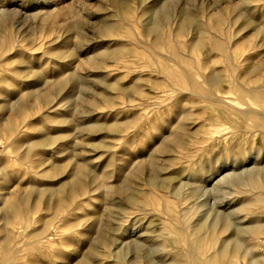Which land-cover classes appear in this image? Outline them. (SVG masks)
Listing matches in <instances>:
<instances>
[{
    "label": "rangeland",
    "instance_id": "obj_1",
    "mask_svg": "<svg viewBox=\"0 0 264 264\" xmlns=\"http://www.w3.org/2000/svg\"><path fill=\"white\" fill-rule=\"evenodd\" d=\"M119 5H123L121 9ZM1 10L6 17L5 24L0 22V81L14 86L7 89L0 85L1 126L17 122V128L22 130L8 148L0 144V178L15 176L7 197L19 194L33 204L40 191H45L47 203L64 197V192L77 180L85 183L90 175L75 169L82 163L95 168L96 177H111L121 159L117 153L119 136H127L124 139L133 152L145 149L143 157H147L150 149L144 144L178 110L195 114L187 122L192 132L202 127L201 135H210L211 127L204 120L213 117L215 111L198 97H189L183 104L174 102L162 109H151L150 114L125 107L126 99L133 98L134 87L151 96L161 95L151 84L160 82L157 70L169 68L207 75L210 70L226 71L233 61L241 63L242 71L250 64L264 62V0H0ZM153 12L170 14L172 24L145 36L143 27ZM181 21L186 26L185 35L178 38L175 32ZM105 25H117L118 34L106 35ZM75 29H81L83 35L79 37ZM158 35L163 49L154 45ZM199 40L203 42L202 48L188 54V47ZM214 41L220 42L221 51L213 49ZM107 48L109 54L98 60ZM118 48L125 53L115 55ZM179 53H185V60ZM105 96L112 104H103ZM137 100L149 105L164 102L161 97ZM20 104L23 109L18 118ZM87 115L95 117L88 120ZM136 115L149 119L139 121L132 134L79 129L95 121L113 127L119 120H131ZM177 122L172 125H178ZM172 130L162 132L153 145L165 136H174ZM100 143L106 144L108 150H95ZM128 167L125 173L130 171ZM69 173H76L74 179L65 180ZM102 181H90L82 195H75L73 200L77 202L67 219L73 226L70 232L74 233L64 241L48 238L46 243L35 242L40 232H60L58 227L49 226L53 211L43 205L35 215L31 208L29 223V216L15 217L14 227L4 230V222H0V243L5 236L11 242L5 247L6 256L0 254V264L83 261L89 249L81 244L97 240L108 224V201L100 195ZM60 190L62 193H58ZM88 227L91 231L85 233ZM65 241H71L75 247L65 249ZM259 253L264 254V249Z\"/></svg>",
    "mask_w": 264,
    "mask_h": 264
},
{
    "label": "bare ground",
    "instance_id": "obj_2",
    "mask_svg": "<svg viewBox=\"0 0 264 264\" xmlns=\"http://www.w3.org/2000/svg\"><path fill=\"white\" fill-rule=\"evenodd\" d=\"M5 14L4 10L0 11L1 24L5 22ZM153 14L145 29L143 27L145 36L172 24L170 14ZM118 28L117 25H105L103 31L106 35L116 36ZM185 29L184 22H179L175 35L183 37ZM75 30L79 37L83 35L81 29ZM197 34L204 35L203 32ZM156 39L154 45L158 49L165 48L158 44L160 35ZM214 42L213 49L221 51L220 42ZM202 45V41H195L188 47V54L200 50ZM114 53L121 56L125 50L118 48ZM107 54L108 48L98 60H103ZM179 55L185 60V53ZM155 73L160 82L151 84L161 95L151 96L140 87H134L133 98L126 99L125 107L150 114L151 109H162L174 102L183 104L189 97H198L215 111L213 117L204 120L211 127V133L202 136V127L192 132L187 122L191 116L195 118V114L178 110L156 130V136L144 144L150 149L146 158L143 157L145 149L133 152L131 144L125 140L127 136H119L117 153L121 159L111 177L107 174L96 177L95 168L86 163L76 167L78 173L90 175L88 180L92 183L103 180L100 195L108 201L105 205L109 207L106 209L108 224L97 240L81 244L89 249V254L84 253L79 264H204L205 261L264 264V254L259 253L264 249V62L250 64L242 71L241 63L233 61L226 71L210 70L207 75L169 68ZM166 83L168 87L165 88ZM0 85L7 89L14 87L7 81H0ZM160 97L164 98L160 105L137 103L139 98ZM111 102L105 96L103 104ZM22 109V104L18 105V118ZM94 117L87 115L86 119ZM148 119L136 115L131 120H119L113 127L95 121L79 129L92 133L102 130L112 134H132L131 130L137 128L139 121ZM175 120L178 125L173 126ZM1 123L0 119V140L3 139L0 144L8 148L22 129L17 128V122L4 128ZM168 130L176 135L165 136L153 145V140ZM108 148L104 143L95 145L97 151ZM125 157L130 159H122ZM127 167L130 171L125 173ZM75 175L69 173L65 180L74 179ZM112 178L116 181H106ZM15 179V176L5 175L0 178V222H4V230L14 227L12 219L15 217L29 216V223L31 208L35 215L43 205L46 210L53 211L49 226L58 227L60 232L52 234L51 229L40 232L36 243H46L48 238L64 241L74 233L70 232L73 226L67 220L77 202L73 199L75 195H82L81 191L90 181L77 180L64 192V197L47 203H44L45 191H40L33 204L19 194L7 197ZM90 231L88 227L84 232ZM8 237L0 243L2 257L6 256L5 247L11 243ZM62 245L65 249L75 247L71 241Z\"/></svg>",
    "mask_w": 264,
    "mask_h": 264
}]
</instances>
